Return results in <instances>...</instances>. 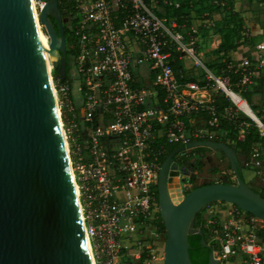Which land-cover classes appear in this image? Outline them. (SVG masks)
<instances>
[{"label": "built area", "instance_id": "built-area-1", "mask_svg": "<svg viewBox=\"0 0 264 264\" xmlns=\"http://www.w3.org/2000/svg\"><path fill=\"white\" fill-rule=\"evenodd\" d=\"M61 3L71 53L66 81L52 87L82 228L93 264H125L122 256L142 246L146 233L164 240L157 175L167 143L216 140L221 122L236 119L239 137L253 125L264 138V106L252 108L242 95L264 69V40L253 64L237 63L239 89L204 70L227 100L218 112L208 87L177 79L174 54L195 57V40L158 12L156 0ZM244 164L264 180L257 148ZM203 210L204 238L218 264H264V219L226 202Z\"/></svg>", "mask_w": 264, "mask_h": 264}, {"label": "water", "instance_id": "water-1", "mask_svg": "<svg viewBox=\"0 0 264 264\" xmlns=\"http://www.w3.org/2000/svg\"><path fill=\"white\" fill-rule=\"evenodd\" d=\"M58 1L44 0L38 21L62 82L67 48ZM52 89L30 0H0V264H92ZM196 147L222 153L236 183L197 185L175 202L168 185L180 173L176 155ZM241 173L238 154L224 141L191 140L168 153L157 175L165 233L162 264H192V233L209 249L207 264H218L201 227L194 225L196 215L211 203H230L264 219V197Z\"/></svg>", "mask_w": 264, "mask_h": 264}, {"label": "crops", "instance_id": "crops-1", "mask_svg": "<svg viewBox=\"0 0 264 264\" xmlns=\"http://www.w3.org/2000/svg\"><path fill=\"white\" fill-rule=\"evenodd\" d=\"M259 1L262 0H162V5L157 4V10L160 14L167 17L171 15L172 9L165 5H178L182 2H188L190 27L181 26L180 29L184 30V33H191L195 40L196 53L193 58L183 54L180 59L185 68H192L194 73L197 74L201 72V68L203 70L208 69L206 67L207 64L215 63L218 60V46L221 39L220 34L214 31V27H222L223 24H225L229 15V10L238 13V15L244 19V31H241V35L245 37L244 43H241L237 48L230 51V57L237 63L242 61H248L250 64L254 63L257 51L255 46L264 39V36L262 37L264 33V11L262 9L263 4ZM230 2L232 3V7L226 8L225 5ZM231 41L233 44H236L241 41V39L232 37ZM208 70L213 74L211 69ZM256 73H258V71ZM262 75H264V71H262L258 77L257 74L255 75L257 79L255 80L254 77V83L244 86V89L242 88L243 97L246 99L244 93L248 91L250 100L246 101L251 106L255 105V109L262 107L258 101L261 97H264V87L262 90H259L254 86L255 82L258 83V79ZM198 78L202 79L200 76ZM214 91L215 93H212V95L219 92L217 88H215ZM208 98L209 96L205 95L204 100H208ZM238 157L240 162L244 164L249 156L244 158L238 155ZM251 169L254 171L253 168ZM252 181L260 185L259 191L264 192V180L261 179V177L255 175ZM141 240L143 245L138 248H136L135 245L132 246L133 248H130L128 252L122 256L123 262L125 264H162L164 244L162 236L154 238L152 235L146 233L141 237ZM227 264H239V262L238 259H232Z\"/></svg>", "mask_w": 264, "mask_h": 264}, {"label": "trees", "instance_id": "trees-1", "mask_svg": "<svg viewBox=\"0 0 264 264\" xmlns=\"http://www.w3.org/2000/svg\"><path fill=\"white\" fill-rule=\"evenodd\" d=\"M41 1V0H36ZM149 2V0H147ZM156 4L162 5V0H156ZM167 7H171V15H168V18H173L176 21V24L180 28L181 26L190 27V18H189V5L188 2H182L178 5H165ZM228 18L225 21V24L222 27H214V31L220 34V43L218 46V60L215 63L207 64L206 67L208 69H211L214 75H221L226 76L228 78V81L230 85L234 89H239L240 85L238 84V81L241 77V67H237V62L234 61L230 57V51L234 48H237L238 45L241 43H244V36L241 35V31H244V19L238 15V13L233 12L232 10H229ZM63 28L65 37L68 40L69 43V34H70V26L69 23L66 20L63 21ZM264 36V33L262 34V37ZM232 37L240 38L241 41L237 42L236 44H233L231 39ZM71 53L70 50H67V54L69 55ZM179 53L176 52L174 54V61L172 62V67L174 69V73L177 77V79L180 82L185 81H195L200 86L210 87L213 84L212 80L206 79L205 75L206 72L201 68V72L195 74L194 70L192 68H185L181 62V59L178 57ZM194 69V68H193ZM264 71L261 70V72ZM258 70V73H261ZM258 73L257 77H258ZM180 74H182V77H180ZM201 77L202 79H199L198 77ZM54 77H55V83H64L66 79L62 82L58 80V74L57 71H54ZM255 77V80L257 79ZM259 90H262L264 87V75H262L258 79V83L255 82L254 85ZM244 92V91H243ZM246 100H250L248 97V91L244 93ZM159 99L161 100V95L159 96ZM215 108L216 111L221 112L223 108L228 104L225 97L220 93L217 92L216 94L212 95L211 102ZM264 104L262 105V107ZM200 115H202L204 118H208V115L206 112H201ZM63 116H65V113L63 112ZM249 120V119H248ZM239 119H236L234 121L229 120H223L221 122L220 127H218V133L219 138L216 140L224 141L230 146H232L235 150V152L241 156V157H248L251 152L257 148L259 157L262 159V166L264 167V138L259 136L256 132V129L253 125H249L247 127L242 128L243 136L239 137V131L241 130L239 127ZM179 143H167L165 146V153L162 158V161L164 158L168 155V153L174 149L175 147L179 146ZM197 150H205V147H196ZM176 160L179 162V164L185 165L186 162L184 159H178L176 155ZM229 169H231L229 165ZM232 171V169H231ZM234 175V173H231ZM241 176L243 178V174L241 173ZM196 179V175H191L188 181L190 183L194 182ZM244 179V178H243ZM219 182H226V183H236V179H231L229 176H225V180L219 181ZM206 183H212V182H204L201 184ZM200 184V185H201ZM195 187V186H194ZM263 197L264 192L258 191ZM213 204V203H211ZM159 225L163 227L162 223L160 222ZM195 226H199L202 229L203 235L205 237V228L202 226V220H201V212L198 213L195 217L194 221ZM201 237L196 234L192 233L188 236V253L190 260L192 264H207L209 249L203 246L200 242Z\"/></svg>", "mask_w": 264, "mask_h": 264}, {"label": "rangeland", "instance_id": "rangeland-1", "mask_svg": "<svg viewBox=\"0 0 264 264\" xmlns=\"http://www.w3.org/2000/svg\"><path fill=\"white\" fill-rule=\"evenodd\" d=\"M37 17V24L40 29V33L42 36L43 41L48 43L47 35L43 32L42 27L38 21V12L40 10V5L44 0L36 1L31 0ZM215 2V1H214ZM263 4V11H264V0L259 1ZM226 4V3H225ZM232 3H227L225 5L226 8L232 7ZM224 25V24H223ZM184 31V30H182ZM186 33V32H185ZM264 40V39H263ZM52 59V56H49ZM49 59V60H50ZM69 68V66H68ZM50 74V78H52V82H55L54 77V70L52 64L50 62V67L48 70ZM210 89V93H215L214 89L216 88L214 85L208 87ZM54 91V90H53ZM55 98V93H54ZM56 101V100H55ZM259 104H264V97H261L258 101ZM57 103V101H56ZM57 106V104H56ZM59 106V104H58ZM256 106L253 105L252 108ZM61 111V110H60ZM240 132V131H239ZM178 159H184L187 161L185 165L180 164V173L176 176V179L179 182V186L181 189V194H184L194 186L200 185L204 182H218L225 180V176H229L231 179H236L234 175H232L231 169H229V163L226 157L220 153L219 151H214L211 149L206 148L205 150H197L196 148L188 149L183 152L177 154ZM242 172L243 178L246 184L251 187L252 189L259 191L260 185L256 182H253L252 179L255 178V173L252 171L251 168L247 167L246 165L242 164ZM191 175H196V179L194 182L190 183L188 179ZM205 213V210L201 211V216ZM93 263V262H92Z\"/></svg>", "mask_w": 264, "mask_h": 264}, {"label": "bare ground", "instance_id": "bare-ground-1", "mask_svg": "<svg viewBox=\"0 0 264 264\" xmlns=\"http://www.w3.org/2000/svg\"><path fill=\"white\" fill-rule=\"evenodd\" d=\"M30 5H31V10H32V15H33V19H34V24H35V28H36V31H37V36H38V40H39V44H40V49H41V53H42V56H43V59L45 61V64H46V68L47 70H49V67H50V58H49V54L45 51V47L47 45V42L45 44V42L43 41L42 39V36H41V33H40V29L38 27V24H37V17H36V13H35V8L30 0ZM52 92H53V96H54V91L52 89ZM55 99V98H54ZM56 100V99H55ZM57 107V106H56ZM242 107L248 111V108L246 105L242 104ZM58 111V110H57ZM249 112V111H248ZM168 191H169V194H170V197L173 201L177 202L179 201L181 198H182V194H181V189H180V186H179V183L176 179H173L169 185H168ZM80 213V212H79ZM87 243V242H86ZM89 247L88 243H87V248ZM90 249L88 248V252L89 254L91 253L89 251ZM91 255V254H90ZM93 264V263H92Z\"/></svg>", "mask_w": 264, "mask_h": 264}, {"label": "flooded vegetation", "instance_id": "flooded-vegetation-1", "mask_svg": "<svg viewBox=\"0 0 264 264\" xmlns=\"http://www.w3.org/2000/svg\"><path fill=\"white\" fill-rule=\"evenodd\" d=\"M58 6H59V10H60V15H61V18H62V24H63V21L64 20H66L67 19V17H66V14H65V11L62 9V3H61V0H59L58 1ZM50 19L53 21V23H54V26H55V28L57 29V24H56V22L54 21V19L52 18V17H50ZM66 38V37H65ZM66 48H67V50H69V43H68V40H67V38H66ZM66 59H67V68H68V66H69V62H70V54L68 55H66ZM68 70V69H67ZM54 71H56V70H54ZM186 163H187V161H185Z\"/></svg>", "mask_w": 264, "mask_h": 264}]
</instances>
